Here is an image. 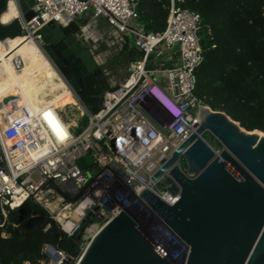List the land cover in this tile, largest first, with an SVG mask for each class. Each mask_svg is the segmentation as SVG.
Wrapping results in <instances>:
<instances>
[{"label":"built area","instance_id":"built-area-1","mask_svg":"<svg viewBox=\"0 0 264 264\" xmlns=\"http://www.w3.org/2000/svg\"><path fill=\"white\" fill-rule=\"evenodd\" d=\"M35 1L36 16L29 21L18 0L15 4L23 37L35 40L42 50L47 42L42 29L47 23L68 26L77 21L81 25L78 38L92 40L91 49L101 66V56L96 54L101 42L91 34L90 24L82 20L91 14L94 19L105 18L122 47L128 40L131 43L132 34L130 46L140 56L119 78H110L104 72L109 88L103 92L98 113L83 105L68 86L74 103L48 105L37 111L25 105L0 129L9 170L0 171L3 214L33 200L43 205L68 235H74L84 223L92 222V217L96 218L95 225L103 227L125 209H109L108 200L100 198L97 187H105L108 194L112 187L129 192L149 209L140 197L145 188L168 203H176L180 193L168 190L175 182L169 171L157 182L152 177L163 160H168L196 131L203 108L209 106L196 94V69L203 60L200 13L182 7L181 0H171L166 28L147 31L141 23L139 0ZM13 63L17 69L25 65L21 55H16ZM74 105L80 114L72 112L69 116L66 109ZM83 116L87 124L79 123L77 118ZM85 157L96 168L81 166L79 161ZM178 163L186 171L182 160ZM51 246L44 249L49 256ZM57 250L59 259L70 256ZM73 261L72 257L68 264ZM52 264L60 261L53 257Z\"/></svg>","mask_w":264,"mask_h":264},{"label":"water","instance_id":"water-1","mask_svg":"<svg viewBox=\"0 0 264 264\" xmlns=\"http://www.w3.org/2000/svg\"><path fill=\"white\" fill-rule=\"evenodd\" d=\"M18 3L27 21L36 16L35 0ZM6 9V1L0 0V16ZM42 31L47 39L42 46L45 55L81 103L98 113L109 83L94 52L77 36L81 25L51 21ZM17 36H23L19 16L8 24L0 23V41ZM130 39H134L132 34ZM256 130H247L225 111L210 107L196 131L163 160L152 177L157 182L169 171L175 182L168 190L180 193L178 201L168 203L148 188L141 192L154 214L188 246L184 264H264V134ZM206 131L221 143V150L201 137ZM181 158L186 171L178 163ZM1 170L9 173L0 141ZM49 253L59 260L56 247L51 246ZM71 259L67 257L68 262ZM76 264L175 263L124 209L93 236Z\"/></svg>","mask_w":264,"mask_h":264},{"label":"trees","instance_id":"trees-1","mask_svg":"<svg viewBox=\"0 0 264 264\" xmlns=\"http://www.w3.org/2000/svg\"><path fill=\"white\" fill-rule=\"evenodd\" d=\"M170 4L171 0H139L141 23L147 31L166 28ZM180 4L201 15L203 60L196 69V94L247 130L264 131V0H181ZM130 44L128 40L135 59L140 53ZM79 163L96 168L89 157ZM21 208L4 215L0 206V264H39L48 259L47 245L74 260L80 257L81 230L68 235L33 200Z\"/></svg>","mask_w":264,"mask_h":264},{"label":"rangeland","instance_id":"rangeland-1","mask_svg":"<svg viewBox=\"0 0 264 264\" xmlns=\"http://www.w3.org/2000/svg\"><path fill=\"white\" fill-rule=\"evenodd\" d=\"M82 20H86L90 24V31L93 37L99 38L100 42L103 43L96 49V54L101 56V66L107 76L116 79L124 75L134 59L131 48H128L127 45L121 46L120 40L113 35L112 29L107 24L105 18L94 19L91 14H87ZM67 103H72V101H67L64 105ZM60 106H63V104ZM73 107L66 109L68 115L71 116L72 112L79 115L80 111L77 109V106L74 105ZM77 119L80 124L88 123L86 116ZM203 137L216 150L222 149L221 143L209 131L204 132ZM181 159L183 167L186 168L185 160ZM159 186H165V184H159ZM97 189L100 198L108 200L109 209L122 207L128 210L137 219L141 232L153 241L167 258L175 264H184L188 253V246L148 207L138 201L132 194L130 195L129 192L123 191L121 193L112 187L108 194L105 191V187H97ZM95 223L96 218L92 217V222H88L80 229L79 236L83 240V251L95 235V232L101 227V225L97 226ZM52 259L53 257L48 255V259L39 264H52ZM70 264H76V260Z\"/></svg>","mask_w":264,"mask_h":264},{"label":"bare ground","instance_id":"bare-ground-1","mask_svg":"<svg viewBox=\"0 0 264 264\" xmlns=\"http://www.w3.org/2000/svg\"><path fill=\"white\" fill-rule=\"evenodd\" d=\"M4 1L7 9L2 15L9 13V2ZM14 6L16 15L12 16L11 20L19 15L16 4ZM16 55H21L25 61L21 69H17L13 63ZM67 101L75 102L67 83L35 40L17 36L0 41L1 130L25 105L29 104L37 111L48 105H64ZM209 109V106L204 107L202 116L206 115ZM58 261L60 264L68 262L67 258L61 257Z\"/></svg>","mask_w":264,"mask_h":264},{"label":"clouds","instance_id":"clouds-1","mask_svg":"<svg viewBox=\"0 0 264 264\" xmlns=\"http://www.w3.org/2000/svg\"><path fill=\"white\" fill-rule=\"evenodd\" d=\"M8 2H9V13L0 16V23H2V24H8L10 22L12 16L16 15V9H15V6L13 4V0H8Z\"/></svg>","mask_w":264,"mask_h":264},{"label":"flooded vegetation","instance_id":"flooded-vegetation-1","mask_svg":"<svg viewBox=\"0 0 264 264\" xmlns=\"http://www.w3.org/2000/svg\"><path fill=\"white\" fill-rule=\"evenodd\" d=\"M89 30H91L90 29V27H89ZM83 36H85V34H83ZM83 41H85L83 44L86 46V48H88V49H91V48H93V44H92V40L90 41V42H88V41H86V39H85V37L83 38ZM101 44H103V43H101ZM92 50V49H91ZM99 68H101L102 69V66H100L99 65ZM103 70V69H102ZM104 71V70H103Z\"/></svg>","mask_w":264,"mask_h":264}]
</instances>
